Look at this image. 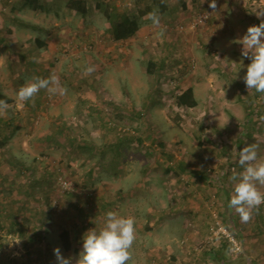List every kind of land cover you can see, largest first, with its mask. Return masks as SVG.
<instances>
[{
  "label": "rangeland",
  "instance_id": "obj_1",
  "mask_svg": "<svg viewBox=\"0 0 264 264\" xmlns=\"http://www.w3.org/2000/svg\"><path fill=\"white\" fill-rule=\"evenodd\" d=\"M42 1L47 11L0 0V90L12 99L0 114V264H57V246L78 257L109 210L135 219L128 264H264V204L247 223L228 207L241 148L258 143L264 158V93L247 89L250 59L234 42L264 19V0H87L86 15ZM108 11L137 17V34L114 39ZM52 74L65 94L18 100ZM189 87L198 105L178 106ZM216 217L242 252L208 241Z\"/></svg>",
  "mask_w": 264,
  "mask_h": 264
},
{
  "label": "clouds",
  "instance_id": "obj_2",
  "mask_svg": "<svg viewBox=\"0 0 264 264\" xmlns=\"http://www.w3.org/2000/svg\"><path fill=\"white\" fill-rule=\"evenodd\" d=\"M209 7L215 10L216 0H209ZM153 25H160L157 10L148 13ZM258 16H264L260 14ZM234 42L241 44V55L250 59L243 79L247 89L256 93H264V19L258 25H250L246 33ZM94 69L88 67L86 74ZM41 89L49 94H65L64 88L55 74L48 78L34 77L17 91L19 101L32 100ZM8 104L0 100V114L7 111ZM238 164L242 171H233L229 177L233 190L228 207L234 209L241 221L251 220L253 209L258 210L264 204V158L259 157V144L251 143L241 148L238 153ZM19 243V240H15ZM136 241L135 219L120 215L117 211L105 213L104 224L98 230L94 227L82 236V249L78 257H64L60 248L53 249L57 264H128L132 259L131 249Z\"/></svg>",
  "mask_w": 264,
  "mask_h": 264
},
{
  "label": "trees",
  "instance_id": "obj_3",
  "mask_svg": "<svg viewBox=\"0 0 264 264\" xmlns=\"http://www.w3.org/2000/svg\"><path fill=\"white\" fill-rule=\"evenodd\" d=\"M88 1L87 0H67L66 7L70 10H74L81 15H86L88 12ZM23 7H29L34 11H47V6L42 0H23ZM108 18L112 25V33L113 37L116 40H125L130 39L135 36L140 28L139 19L135 16H131L127 13H115V12H107ZM39 45L41 47L45 46L46 43L37 38ZM155 62L153 60H149L147 64V71L149 73H153L155 69ZM0 100H4L6 102H11L12 99L9 98L5 93L0 90ZM176 102L180 107H195L198 105V99L195 96V90L193 87H189L184 91L180 92L176 97ZM3 142H1L2 144ZM201 143V141H199ZM263 220V217L260 218ZM258 227H260L258 225ZM62 241L66 246L71 244L69 238V231L63 230L60 234ZM225 242V241H224ZM226 247L228 243L226 242Z\"/></svg>",
  "mask_w": 264,
  "mask_h": 264
},
{
  "label": "built area",
  "instance_id": "obj_4",
  "mask_svg": "<svg viewBox=\"0 0 264 264\" xmlns=\"http://www.w3.org/2000/svg\"><path fill=\"white\" fill-rule=\"evenodd\" d=\"M209 17L208 14H203L199 17L198 22H203L207 20ZM223 240L226 241L230 247V250L235 253L242 252V241L231 231L228 229L220 219H217L213 222L211 226V234L208 237L209 242H213V240Z\"/></svg>",
  "mask_w": 264,
  "mask_h": 264
},
{
  "label": "crops",
  "instance_id": "obj_5",
  "mask_svg": "<svg viewBox=\"0 0 264 264\" xmlns=\"http://www.w3.org/2000/svg\"><path fill=\"white\" fill-rule=\"evenodd\" d=\"M22 8H24L23 5H22ZM16 159H17V158H16ZM16 161H17V160H16Z\"/></svg>",
  "mask_w": 264,
  "mask_h": 264
}]
</instances>
